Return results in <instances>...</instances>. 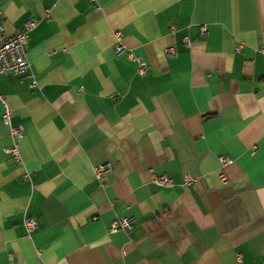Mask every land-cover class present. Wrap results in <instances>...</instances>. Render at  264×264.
Returning a JSON list of instances; mask_svg holds the SVG:
<instances>
[{
    "label": "crops",
    "instance_id": "0c3cea01",
    "mask_svg": "<svg viewBox=\"0 0 264 264\" xmlns=\"http://www.w3.org/2000/svg\"><path fill=\"white\" fill-rule=\"evenodd\" d=\"M0 10L6 35L37 20L27 72L0 74L23 129L17 164L0 121V264H264V0ZM149 168L172 185H154ZM122 217L130 228L110 232Z\"/></svg>",
    "mask_w": 264,
    "mask_h": 264
},
{
    "label": "built area",
    "instance_id": "2783aa9c",
    "mask_svg": "<svg viewBox=\"0 0 264 264\" xmlns=\"http://www.w3.org/2000/svg\"><path fill=\"white\" fill-rule=\"evenodd\" d=\"M37 24L36 19L26 20L23 24L22 30H17L10 35H6L2 26V13L0 10V74L1 73H11L14 75L25 74L29 68V61L26 56V38L28 32L31 31ZM201 31H204V27H201ZM114 44L113 51L116 54L123 52L124 46L121 44V33L119 31H114ZM167 54H172L173 49L168 48L165 51ZM126 57L135 60L137 64L136 72L137 74H143L145 70V63L138 58H133L130 53H125ZM30 85H34V81L30 82ZM0 103L2 105V113L0 116V121L8 129L9 143L6 145L2 151L4 154L9 155L14 163H21V158L18 151V141L23 136V129L20 125H13L11 123V111L5 102L4 97L0 94ZM218 161L221 166L229 164L231 158L228 155H219ZM110 169L108 164H97L93 167L94 177L100 183L103 179L105 173ZM151 181L154 185L160 187H169L172 185V180L169 176L165 174H156L153 169H148ZM27 178V175H24ZM220 178L223 175L220 173ZM182 181L184 184H191L193 178L189 175H182ZM131 217H122L111 222L109 231L113 232L117 229H122L124 231L128 230L131 226ZM23 225L27 232H30L35 227V221L31 217H25L23 219Z\"/></svg>",
    "mask_w": 264,
    "mask_h": 264
},
{
    "label": "trees",
    "instance_id": "16d2710c",
    "mask_svg": "<svg viewBox=\"0 0 264 264\" xmlns=\"http://www.w3.org/2000/svg\"><path fill=\"white\" fill-rule=\"evenodd\" d=\"M262 79L264 80V77Z\"/></svg>",
    "mask_w": 264,
    "mask_h": 264
}]
</instances>
